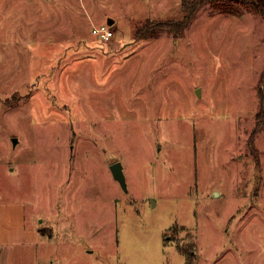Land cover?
I'll return each mask as SVG.
<instances>
[{
  "label": "rangeland",
  "instance_id": "374dc122",
  "mask_svg": "<svg viewBox=\"0 0 264 264\" xmlns=\"http://www.w3.org/2000/svg\"><path fill=\"white\" fill-rule=\"evenodd\" d=\"M193 1L149 35L190 8L0 0V204L54 236L42 264H264V0Z\"/></svg>",
  "mask_w": 264,
  "mask_h": 264
},
{
  "label": "crops",
  "instance_id": "0c3cea01",
  "mask_svg": "<svg viewBox=\"0 0 264 264\" xmlns=\"http://www.w3.org/2000/svg\"><path fill=\"white\" fill-rule=\"evenodd\" d=\"M10 201L0 204V264H42L38 240L41 237L50 241L54 236L43 233L36 219L32 221L33 218L27 216L24 201ZM67 217L70 218L68 215ZM60 222V232H63L65 226L75 223L73 220L68 223L66 217L61 218ZM92 230L95 239L96 230ZM48 264L66 263L61 260L60 263L51 260Z\"/></svg>",
  "mask_w": 264,
  "mask_h": 264
},
{
  "label": "trees",
  "instance_id": "16d2710c",
  "mask_svg": "<svg viewBox=\"0 0 264 264\" xmlns=\"http://www.w3.org/2000/svg\"><path fill=\"white\" fill-rule=\"evenodd\" d=\"M213 8L219 9L221 12L232 14V15H243L244 12L250 11L255 14H259L262 12V7L259 6L254 0H209ZM195 1L193 0H183V7L185 9H189V14H187V18L184 20L183 23L175 22L172 20L165 21V22H157L152 26H146L145 29L152 35L155 32V25H157L160 30L174 32L176 35L179 32L178 29L184 30L185 26L187 25L186 22L188 18H192L195 15L196 8H195ZM182 27V28H181ZM138 32L137 34H139Z\"/></svg>",
  "mask_w": 264,
  "mask_h": 264
},
{
  "label": "water",
  "instance_id": "95a60500",
  "mask_svg": "<svg viewBox=\"0 0 264 264\" xmlns=\"http://www.w3.org/2000/svg\"><path fill=\"white\" fill-rule=\"evenodd\" d=\"M114 20L112 18H109V24L113 23ZM197 93L199 95L200 90H197ZM18 141V138H15V143ZM114 176L120 181L122 182V184L125 186L126 182H125V175H124V171H123V167L120 161H116L113 164H111Z\"/></svg>",
  "mask_w": 264,
  "mask_h": 264
},
{
  "label": "built area",
  "instance_id": "2783aa9c",
  "mask_svg": "<svg viewBox=\"0 0 264 264\" xmlns=\"http://www.w3.org/2000/svg\"><path fill=\"white\" fill-rule=\"evenodd\" d=\"M94 32L100 36V39L107 41L114 37V30L110 28V26H96Z\"/></svg>",
  "mask_w": 264,
  "mask_h": 264
}]
</instances>
